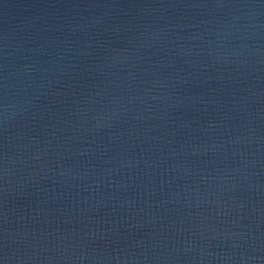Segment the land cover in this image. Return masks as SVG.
<instances>
[{"label":"water","instance_id":"water-1","mask_svg":"<svg viewBox=\"0 0 264 264\" xmlns=\"http://www.w3.org/2000/svg\"><path fill=\"white\" fill-rule=\"evenodd\" d=\"M0 264H264V0H0Z\"/></svg>","mask_w":264,"mask_h":264}]
</instances>
